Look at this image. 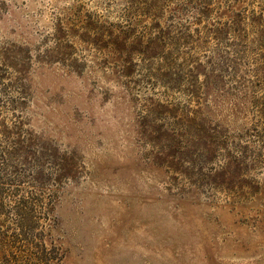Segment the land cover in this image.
Here are the masks:
<instances>
[{
    "label": "rangeland",
    "instance_id": "obj_1",
    "mask_svg": "<svg viewBox=\"0 0 264 264\" xmlns=\"http://www.w3.org/2000/svg\"><path fill=\"white\" fill-rule=\"evenodd\" d=\"M0 264H264V0H0Z\"/></svg>",
    "mask_w": 264,
    "mask_h": 264
}]
</instances>
